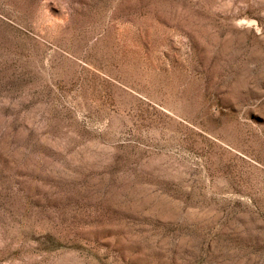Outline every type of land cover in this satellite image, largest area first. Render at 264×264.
Wrapping results in <instances>:
<instances>
[{
    "label": "rangeland",
    "instance_id": "rangeland-1",
    "mask_svg": "<svg viewBox=\"0 0 264 264\" xmlns=\"http://www.w3.org/2000/svg\"><path fill=\"white\" fill-rule=\"evenodd\" d=\"M0 264H264V0H0Z\"/></svg>",
    "mask_w": 264,
    "mask_h": 264
}]
</instances>
